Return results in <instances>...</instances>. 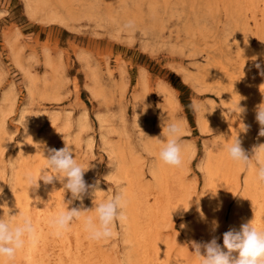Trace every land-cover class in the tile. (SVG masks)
<instances>
[{
  "label": "rangeland",
  "instance_id": "obj_1",
  "mask_svg": "<svg viewBox=\"0 0 264 264\" xmlns=\"http://www.w3.org/2000/svg\"><path fill=\"white\" fill-rule=\"evenodd\" d=\"M261 71L264 17L232 15L223 0H0V216L15 215V174L66 140L73 158L90 167L85 181H99L96 203L119 190L130 192L136 210L125 208L127 222L115 224L110 238L90 240L83 222L94 216V196L72 200L55 181L42 208L55 212L72 200L69 210L89 211L59 237L44 228L43 264H72L66 250L79 254V264H200L192 243L216 237L223 245L248 176L256 204L241 205L239 219L264 229V182L256 179L264 150L254 152L264 145L256 120L264 93L254 80L264 79ZM171 122L182 128L180 167L159 159L163 126ZM237 137L247 166L226 151ZM215 168L216 195L204 201ZM229 194L217 236V206Z\"/></svg>",
  "mask_w": 264,
  "mask_h": 264
},
{
  "label": "clouds",
  "instance_id": "obj_2",
  "mask_svg": "<svg viewBox=\"0 0 264 264\" xmlns=\"http://www.w3.org/2000/svg\"><path fill=\"white\" fill-rule=\"evenodd\" d=\"M255 67L260 69V64ZM260 74L264 76V71ZM262 92V91H261ZM264 93V92H262ZM244 108L239 107V113H243ZM256 120L259 123V135L264 136V102L257 106ZM247 128L244 126V130ZM182 134V128L178 123L171 122L163 126L161 148L159 159L166 165L180 167L182 160V147L179 137ZM146 135V134H145ZM264 150V145L254 149ZM226 151L233 161L239 162L244 166L249 165V159L245 150L241 146V141L237 137L230 145L226 146ZM45 157V156H44ZM46 164L39 170L37 175L26 172L24 180L28 189L33 191L40 187L39 182L43 181L45 185H52L55 181L62 184L63 192H70L72 200L82 201L85 194L91 192L94 196V216H87L83 222V230L87 237L93 241H102L108 239L113 234V227L119 223L124 225L127 222L125 213L126 200L123 191H116L106 200L96 203L95 197L97 192H103L99 189V181L89 185L84 175L90 167H84L73 158V149L65 140V146L61 149H47L45 157ZM9 167L15 169L13 160L9 161ZM256 179L264 182V163H261L256 171ZM11 186V185H10ZM3 189H0L2 193ZM216 192H213L215 197ZM72 200L67 202V207L51 217L49 224L53 229L54 235L61 236L70 230L74 220H79L83 213L89 210L72 207L68 205ZM37 203H43L39 196L35 197ZM32 203V201H31ZM6 205H0L4 207ZM184 208V207H183ZM10 211V210H9ZM0 216V260L4 264L14 261L17 253L22 250L26 244L35 245L37 242V228L30 216L22 215L20 222H13L12 217L16 215ZM203 218V214L201 213ZM183 227V225H181ZM219 227L218 221H213V231ZM194 254L200 260V264H264V229L258 228L251 220L240 226L239 230L230 228L223 234V245L217 242L213 237L209 242L192 243ZM203 249V252H202Z\"/></svg>",
  "mask_w": 264,
  "mask_h": 264
},
{
  "label": "bare ground",
  "instance_id": "obj_3",
  "mask_svg": "<svg viewBox=\"0 0 264 264\" xmlns=\"http://www.w3.org/2000/svg\"><path fill=\"white\" fill-rule=\"evenodd\" d=\"M223 4H224V8L225 10L232 14V15H237V16H242L244 14H246L247 12H260L262 14V16L264 17V0H223ZM28 7L31 9V13L33 11H36V8L33 7L31 4H28ZM50 17V21H61V23H64L62 22L63 20H61L62 18H59V17H56V16H49ZM256 79V81L258 82V89L259 91H262V89H264V79L260 78V77H257L255 76L254 77V80ZM255 82V83H257ZM263 92V91H262ZM258 94V93H257ZM258 96V95H256ZM259 96H260V92H259ZM258 98V97H257ZM259 99V98H258ZM8 115V114H7ZM203 130V129H202ZM205 131V130H204ZM46 160H45V157H40L36 163L34 164L33 168H30L29 171L27 172H31L33 173L34 175H37L39 170L41 169L42 166V163H44ZM45 166V165H44ZM180 169V168H179ZM215 171H216V168L212 171V181L211 183H213L212 185L210 186H207L205 188V191H204V197H203V194H202V197H203V200L204 201H207L208 199H211V197L213 196V192H214V188L212 187H216V185H214L216 183V174H215ZM217 173V172H216ZM153 175L155 176L156 178V174L153 173ZM24 176H25V173H16L15 174V177H14V182L12 184L15 192L13 194V197L10 198L9 200V204H12L15 208V215L14 217H12V220L13 222H20L21 220V216L22 215H27V216H30L32 219H33V222L37 228V242L35 245H32V244H26L25 247L20 250L17 254L19 256V259L16 261V264H43L42 261H40L38 259V257L40 256V253H39V244L41 243V240L43 238V231H44V228L48 227V228H51L50 227V224H49V221L51 219L52 216H54L55 214H57L60 210H56L55 212H52L51 209H49L48 207H46L47 209L45 208H42L41 206H44L42 205L43 203H37L35 201V197L36 196H39L41 198V200L43 202L49 200L50 198V192H51V185H45L43 183V181H40L39 184H40V187L33 191L32 189H28V186L26 185L25 183V180H24ZM252 177L251 176H248L245 180V196L244 198L242 197L241 201H242V204L241 205H246L247 202H249L250 206H255V202L251 203V198L250 197V193L252 192L253 190V185H251V179ZM213 179L215 182H213ZM226 180V178H224ZM135 180V179H134ZM225 182V181H224ZM226 184L223 186V188L227 189V188H230V186L228 184L231 183V181L229 180H226L225 182ZM58 184V183H57ZM53 186V185H52ZM212 186V187H211ZM209 188H212L209 190ZM135 192V191H134ZM56 193V192H55ZM130 192H125L124 196H125V200H126V209L129 211V210H133L131 211L130 213L133 215L135 214V205L131 203L130 201V196H129ZM234 194V193H233ZM252 195V194H251ZM143 197H140V199H142ZM233 198V195L232 194H229V195H226L225 196V200H224V203H220V205H218V212L215 214V218H214V221H218L219 223V227L218 228H215V232L217 233L216 235L217 236H220V231L222 228H225L224 227V209L226 208V205L227 203ZM223 199V198H222ZM257 200V198H256ZM32 201V203H31ZM50 201V200H49ZM222 201V200H221ZM220 201V202H221ZM215 203V202H214ZM48 205V204H47ZM45 204V206H47ZM54 206H55V203H54ZM240 206L237 205V208H235V210L233 211L231 217H230V220H229V229L230 228H235L237 230H239L240 226L244 223H248L251 221H244L241 223V220L239 219V211H240ZM1 209V207H0ZM258 210V209H257ZM264 212V211H263ZM262 212V213H263ZM243 213V212H242ZM254 214V213H253ZM258 216V215H257ZM242 217V216H241ZM263 217V216H261ZM258 219V217L256 218ZM260 220V219H259ZM257 220V222L259 221ZM262 221V219H261ZM255 224V223H254ZM261 225V224H260ZM260 225H256L258 228H260L259 226ZM264 225V224H263ZM262 226V225H261ZM137 227V226H136ZM264 228V227H263ZM78 229V228H77ZM146 230V229H145ZM148 230H150L148 228ZM53 231V230H52ZM76 232V231H75ZM145 232V231H144ZM149 232V231H148ZM83 234V232H82ZM128 234V233H126ZM70 235V234H69ZM137 235V234H136ZM146 235V233H145ZM46 236V235H45ZM132 236V235H131ZM144 236V234H143ZM147 236H149V234H147ZM146 236V237H147ZM129 237V234L128 236ZM137 237V236H136ZM145 237V236H144ZM150 237V236H149ZM152 237V236H151ZM141 238V237H140ZM132 239V238H131ZM144 239V238H143ZM150 239V238H149ZM81 240V238H80ZM153 240V239H152ZM66 241V240H65ZM156 241V240H155ZM96 243V242H95ZM68 244V243H67ZM77 244H79V238H78V241H77ZM60 245V244H59ZM78 246V245H77ZM91 246H93L91 244ZM63 248V247H62ZM80 248V247H79ZM90 248V247H89ZM94 248V247H93ZM45 249V248H44ZM77 249V248H76ZM83 249V247H82ZM50 250V249H49ZM45 251V250H44ZM51 253V252H50ZM59 253V252H58ZM80 253V252H78ZM89 253V251H88ZM101 254V253H100ZM158 254V253H157ZM39 255V256H38ZM65 255L68 256V258L70 259V262L72 264H79V260H78V256L79 254H77V252H75V250H66L65 251ZM91 256V255H90ZM146 257V256H145ZM160 257V256H158ZM42 258V257H41ZM176 258V257H175ZM92 259V258H90ZM136 259V258H135ZM48 260V259H47ZM55 260V259H54ZM129 260V259H128ZM168 260V261H167ZM164 259V261L161 263V264H177L176 262H169V259ZM56 261H58L56 259ZM92 261V260H91ZM131 261V260H130ZM139 261V260H138ZM108 262V261H107ZM132 262V261H131ZM160 262V261H159ZM178 262H180L179 264L182 263V260H179ZM52 263V262H51ZM57 263V262H56ZM92 263V262H91ZM94 263V262H93ZM102 263V262H101ZM133 263V262H132ZM137 263V262H136ZM151 260L148 259V258H143L142 260V263L140 264H151ZM1 264V263H0ZM4 264V263H2ZM10 264V263H9ZM111 264V263H110ZM135 264V263H134ZM139 264V263H137ZM156 264V263H155Z\"/></svg>",
  "mask_w": 264,
  "mask_h": 264
}]
</instances>
